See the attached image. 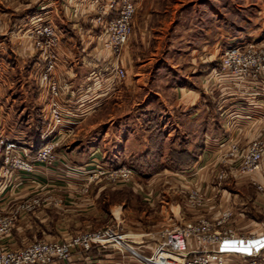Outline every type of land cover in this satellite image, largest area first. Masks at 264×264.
<instances>
[{
	"label": "crops",
	"instance_id": "crops-1",
	"mask_svg": "<svg viewBox=\"0 0 264 264\" xmlns=\"http://www.w3.org/2000/svg\"><path fill=\"white\" fill-rule=\"evenodd\" d=\"M105 1L34 0L24 7L23 14L22 7L18 12L0 11V18L3 17V22H0V126L12 131L10 136L5 135L8 139L33 151L49 138L54 141L63 139L65 133L68 135L70 132L68 128L74 126L77 131L75 138H66V143H63L66 154L73 162L85 165L97 160L101 167L111 168L119 167L123 160L138 159L147 161V164L144 163L147 165L146 169L152 170L156 165L151 162L150 141L154 133L159 132L162 136L160 150L166 147L164 152L169 161L171 150L185 148L193 153L199 144L201 152L195 156L194 161L183 165L170 161L173 167H166L178 174L191 171L190 175H194L192 170L196 169L198 163L202 164L207 159L210 151L225 149L229 142H236L243 147L255 138L264 119V98L253 95L254 88L247 83L235 82L232 78L221 76L215 46L207 49L208 46L203 45L190 50L189 63L187 62L180 72L184 77L176 88L175 109L172 108L173 105L162 104V112L159 115L164 121L154 119V113L150 115L154 110L151 106L154 98L134 108V111L141 108L139 111L142 121L133 119L135 114L132 110L122 112L121 109L111 106V95L122 92V88L129 81L126 79L114 86H109L108 83L107 66L112 62V56L102 48L99 37L101 26L94 20L97 5ZM6 14L9 15L8 19ZM31 17L50 21L61 35L52 76L62 86L57 100L66 112V124L51 135H44V128L48 119L50 120L45 91L37 88L36 84L34 87L30 86L29 78L34 79L35 76L30 71H22L21 67L22 58H33L30 61L26 59L33 65L36 64L35 58H41L38 52L31 53L32 47L22 36L27 28L26 22ZM151 59L153 58H149L145 64L151 63ZM131 61L127 50L120 60V65L128 75L132 70ZM145 64L139 66L136 75L142 72L141 66ZM13 65L14 67H10ZM151 77H154V72ZM141 78L143 77H137L136 80ZM15 79L17 84H13ZM22 79L24 80L21 81ZM144 112L147 115H143ZM140 174L147 173L141 171ZM253 177L263 181L260 173ZM246 181L247 178H241L237 184H231L230 189L240 192L244 189L253 190ZM56 183L63 185V182ZM18 189L22 191V185ZM241 198L248 200L251 196ZM17 201L11 188H0V213L10 211ZM250 204L248 203V206ZM111 213L117 223H123L118 205L111 208ZM35 215L42 230H48L50 227L56 231L53 226V219L56 217L53 214L40 210ZM23 219L21 214L10 233L0 235V250L21 248L22 233L26 231ZM121 229L127 231L122 226ZM83 232L85 231L68 232L57 237L49 235L48 239L44 240H62ZM36 235L37 231L28 232L30 238ZM64 264L139 263L133 256L117 249H100L94 246L88 251L73 248L70 258Z\"/></svg>",
	"mask_w": 264,
	"mask_h": 264
},
{
	"label": "rangeland",
	"instance_id": "rangeland-1",
	"mask_svg": "<svg viewBox=\"0 0 264 264\" xmlns=\"http://www.w3.org/2000/svg\"><path fill=\"white\" fill-rule=\"evenodd\" d=\"M33 1L0 0V11L18 12L22 7L23 14L24 7ZM108 1L98 4L96 7L94 20L100 26L101 23L96 20L98 6H105ZM114 1L115 4H122V0ZM131 1L134 11L130 19V31L121 58L125 56L128 50L132 60V70L131 74H126L121 81L123 83L127 79L128 84L122 88V92L118 91L117 94L111 95L109 104L121 109L122 112L132 110V113L135 114L133 119L143 120L139 111L141 108L135 109V111L134 108L139 104H146L148 100L153 98L151 106L154 110L151 111L150 115L154 113V119L157 121H164L163 117L159 115L162 112V104L173 105L172 108L175 109L177 103L176 88L178 84H181L184 77L180 72L183 70V66L187 62L189 63L188 54L191 49L203 45H207V49L215 46L217 62L220 65L221 57L227 48L250 41L264 42V0ZM114 15L115 12H111L108 19ZM8 16L6 14L7 19ZM2 18H0V22H3ZM34 18L31 17L30 20H27V28L22 34L32 47V54L38 52L33 47V38L28 36ZM27 53L30 52L27 51ZM149 58H153L151 63L145 64ZM26 59L30 61L33 58H22V71H30L35 76L34 79L29 78L30 86L34 87L36 84L37 88L45 91L44 95L46 94L48 100V112H46L49 113L50 118L52 95L47 84L40 81V72L46 63L43 58H35L36 64L33 65V63H28ZM143 63L145 65L141 66L142 72H139L137 76L135 73ZM10 67H14V65ZM152 72H154V77H151ZM128 76L131 77L132 83ZM137 77L143 78L136 80ZM195 82L198 81L195 80ZM13 84H17V79L13 80ZM158 99H160L159 103L157 102ZM143 115H147L146 112ZM160 118L162 119L160 120ZM49 123H51V119H48L46 123L44 134L48 129L49 133L47 134L51 135L66 124L64 122L63 125L53 126ZM260 127L261 125L258 127V131H260ZM68 130L70 132L68 135L65 133L63 139L54 141L49 138L37 148L38 150L45 143L55 142V150L61 154V158L51 164L35 160L33 156L37 150L29 151L23 147L24 151L30 155V159L27 158L31 165L30 170L20 169L17 164L13 166L14 162L6 163L4 146L0 143V188H11L12 195L18 200L15 202V206L33 200L38 202V205L31 210H24L19 213L22 214V219L24 218V226L26 225L24 227L26 231L24 230L22 233L21 247L34 240L48 239L47 236L49 235L57 237L68 232L93 231L106 227L116 228L124 233H154L164 226L197 215L212 219L229 205V196L231 199H236L235 195L234 197L225 193L223 196L219 195L212 199L213 193L216 191V189L213 191L214 172L225 165L224 152L226 149H218L215 150L216 152L210 151L207 159L202 164L198 163L196 169L192 170L194 175H190L191 171L178 174L174 170L171 171V168H166L168 166L173 167L164 152L166 147L163 150L159 149L155 162L156 166H153L152 170L146 169L147 161L126 159L120 166L132 168L133 173H129L128 176L112 175L103 173L102 169L110 170L117 167H101L97 160L91 161L90 164H77L68 157L66 147L63 145L66 143L64 140L66 138L73 140L77 132L74 126ZM13 131L15 132V129ZM9 133L12 134V131L0 126V136H10ZM15 143L22 147V144ZM200 148L199 144L194 148L192 153L194 158L201 152ZM138 168L140 169L139 172ZM141 171L147 174H140ZM56 182H63V185ZM67 182L72 184L67 185ZM21 185L22 191L18 189ZM194 188L199 189L206 198H211L200 208H193L188 203L189 192ZM234 191L240 193L239 197L251 196L248 199V203L251 204L245 208V212L254 218L255 222L263 221L264 216L256 212L257 205L253 204V199L258 196L255 189ZM114 205L120 207L122 224L117 223L111 213V208ZM13 209L14 207L11 208L12 211ZM40 210L47 211L48 214H53L56 217L53 219L55 223L53 226H55L56 231L50 227L48 230L40 228L35 215ZM8 212L0 213V215ZM121 226L127 231L121 229ZM31 230L37 231V235L33 238L28 237V232ZM51 231L54 232L48 233ZM38 234L40 235L38 236ZM136 239L139 240L140 237L137 236ZM125 245L129 246L127 243Z\"/></svg>",
	"mask_w": 264,
	"mask_h": 264
},
{
	"label": "built area",
	"instance_id": "built-area-1",
	"mask_svg": "<svg viewBox=\"0 0 264 264\" xmlns=\"http://www.w3.org/2000/svg\"><path fill=\"white\" fill-rule=\"evenodd\" d=\"M133 11L131 0H122L121 5L109 0L107 5L98 6L96 20L101 23V45L112 56V62L107 66L109 86L120 83L126 75L120 60L128 39ZM111 12H115V15L108 19ZM28 36L33 38V47L46 63L40 72V81L47 84L52 95L49 124L63 125L66 112L57 100L62 86L52 76L60 32L50 21L35 17ZM220 72L221 76L232 78L235 82L247 83L254 88L253 95L264 98V42L250 41L229 47L221 57ZM260 128L255 138L245 146L229 142L225 147V165L214 172L213 191H216L212 199L223 196V193L235 195L236 199L229 196V205L216 217L211 219L197 215L164 226L154 233H124L106 227L62 240H34L21 248L0 250V264H64L70 258L73 248L88 251L94 246L127 253L139 264H264V220L257 223L248 216L245 212L248 200L242 199L240 193L230 189L231 184L235 185L241 178H247L246 184L252 186L258 195L253 199V204L257 205L256 212L264 216V119ZM47 133L48 129L44 135ZM0 143L4 146L6 163L14 162L13 166L17 164L20 169H31L27 159H30V155L24 151L23 146L2 135ZM55 147V142L45 143L33 158L51 164L61 158ZM102 170L103 173L122 176L133 173V169L126 166ZM256 173H260L263 181L253 177ZM188 197V203L193 208H200L211 199L206 198L197 188L192 189ZM37 205L36 200L20 203L13 211L1 214L0 235L10 232L19 213Z\"/></svg>",
	"mask_w": 264,
	"mask_h": 264
},
{
	"label": "trees",
	"instance_id": "trees-1",
	"mask_svg": "<svg viewBox=\"0 0 264 264\" xmlns=\"http://www.w3.org/2000/svg\"><path fill=\"white\" fill-rule=\"evenodd\" d=\"M161 141H162V136L159 132H155L152 139H151V147H152V152L150 153V158L151 162L155 164L156 158H157V153L159 152V149L161 147ZM170 155V161L172 163H175L177 165H183L186 163H189L194 159V156L192 155L191 152H189L185 148L177 149V150H171L169 152Z\"/></svg>",
	"mask_w": 264,
	"mask_h": 264
}]
</instances>
